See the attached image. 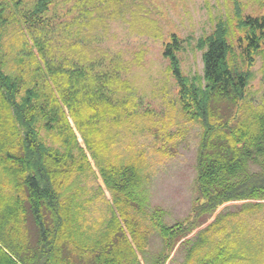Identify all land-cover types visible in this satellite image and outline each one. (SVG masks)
I'll list each match as a JSON object with an SVG mask.
<instances>
[{
	"label": "trees",
	"instance_id": "obj_1",
	"mask_svg": "<svg viewBox=\"0 0 264 264\" xmlns=\"http://www.w3.org/2000/svg\"><path fill=\"white\" fill-rule=\"evenodd\" d=\"M145 1L0 0V264H166L177 246L181 264H264V244L248 235L264 224V93L257 104L247 95L254 57L264 56V11H246L264 0H232L197 39L201 75L184 74L176 33L165 43L181 112L201 127L195 199L170 225L163 209L149 208L144 157L112 149L137 103L122 76L129 62L97 46L108 18L135 26ZM84 25L103 31L84 38ZM161 131L159 149L170 140ZM87 152L112 194L92 222L87 206L104 191L88 192L96 174ZM233 201L251 202L216 213ZM153 231L161 239L154 254Z\"/></svg>",
	"mask_w": 264,
	"mask_h": 264
},
{
	"label": "rangeland",
	"instance_id": "obj_2",
	"mask_svg": "<svg viewBox=\"0 0 264 264\" xmlns=\"http://www.w3.org/2000/svg\"><path fill=\"white\" fill-rule=\"evenodd\" d=\"M231 2L232 0H146L139 9L144 14V19L140 18V22L135 26H129L118 16H113L114 19L108 18L106 31L100 37L101 42L97 43L99 48L107 50L111 55L119 53L129 62L130 69L123 71L122 76L133 83L137 103L135 114L130 118L133 126L123 124V127L117 130L112 149L124 158L144 157L145 172L148 174L147 180L144 181L148 191L149 208L151 211L156 207L163 209V219L169 225L183 220L195 199L196 149L201 127L198 122L188 120L181 112L178 86L167 71L168 61L162 55L163 49L169 40V34L176 33L182 41L178 56L184 74L201 75L203 51L197 48V39L214 30L219 14L225 6L231 9ZM246 11L253 15L262 14L264 7L259 8L257 2L249 1ZM62 13L60 12L61 15ZM147 28H150L149 33L145 31ZM102 31L103 27L95 26L89 29L84 25L80 35L85 38ZM154 32H161L162 37L156 38L152 35ZM81 39V42L85 43V40ZM90 39V45H94V39ZM139 55L140 61L135 60ZM251 70L253 78L248 86V102L257 104L264 93V56L255 55ZM155 127L162 128L161 136L168 133L170 137L165 148L159 149L162 140L160 134H155ZM42 134L44 135L45 131ZM76 134L80 145L85 148L82 137L78 132ZM87 155L96 174V178L91 176L85 182L88 192L93 193L97 185L104 191L103 195L96 196L87 206V216L92 222L99 218L102 207L106 208L104 200L110 202L112 194L105 188L90 153L87 152ZM246 202L251 201L225 203L216 213L224 207L234 208ZM214 216L215 214L201 227L212 221ZM253 228L258 229L256 224ZM260 228L248 233L252 234L254 246L264 244V237L258 241L255 237L264 233V224ZM198 229L194 230L192 235ZM160 245L161 239L157 232L153 231L148 241L149 252L156 253ZM177 248L178 246L166 264H181L183 254L178 252Z\"/></svg>",
	"mask_w": 264,
	"mask_h": 264
}]
</instances>
